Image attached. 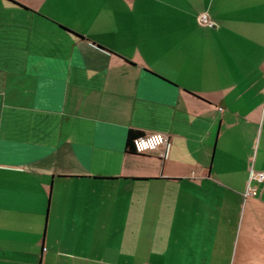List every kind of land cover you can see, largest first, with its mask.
I'll list each match as a JSON object with an SVG mask.
<instances>
[{
  "label": "crops",
  "instance_id": "0c3cea01",
  "mask_svg": "<svg viewBox=\"0 0 264 264\" xmlns=\"http://www.w3.org/2000/svg\"><path fill=\"white\" fill-rule=\"evenodd\" d=\"M252 170L264 0H0V264H264Z\"/></svg>",
  "mask_w": 264,
  "mask_h": 264
},
{
  "label": "built area",
  "instance_id": "2783aa9c",
  "mask_svg": "<svg viewBox=\"0 0 264 264\" xmlns=\"http://www.w3.org/2000/svg\"><path fill=\"white\" fill-rule=\"evenodd\" d=\"M198 21L201 25L207 27H215L216 24L210 20L208 13L203 12L199 15ZM168 139L167 137L160 132H155L143 136H139L134 139V150L136 153H146L148 151H153L159 147L166 145ZM250 180H256L259 183H264V170L261 171H251ZM255 195L257 190L255 188H249V191L246 195Z\"/></svg>",
  "mask_w": 264,
  "mask_h": 264
},
{
  "label": "trees",
  "instance_id": "16d2710c",
  "mask_svg": "<svg viewBox=\"0 0 264 264\" xmlns=\"http://www.w3.org/2000/svg\"><path fill=\"white\" fill-rule=\"evenodd\" d=\"M137 135H138V132H135L133 130H131L130 133H129V147L128 148L130 149V151L135 152L133 141H134V139L139 137Z\"/></svg>",
  "mask_w": 264,
  "mask_h": 264
},
{
  "label": "rangeland",
  "instance_id": "374dc122",
  "mask_svg": "<svg viewBox=\"0 0 264 264\" xmlns=\"http://www.w3.org/2000/svg\"><path fill=\"white\" fill-rule=\"evenodd\" d=\"M102 255H101V260H103V261H108V260H111V255H113V250L112 251H107L106 253H105V251H102V253H101ZM112 262V261H111ZM115 262H116V260H115ZM234 264V263H233ZM237 264H239V263H237Z\"/></svg>",
  "mask_w": 264,
  "mask_h": 264
}]
</instances>
